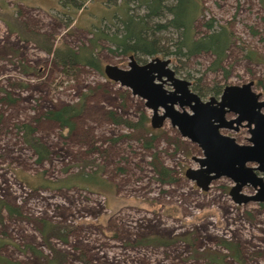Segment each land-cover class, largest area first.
<instances>
[{
  "label": "rangeland",
  "instance_id": "374dc122",
  "mask_svg": "<svg viewBox=\"0 0 264 264\" xmlns=\"http://www.w3.org/2000/svg\"><path fill=\"white\" fill-rule=\"evenodd\" d=\"M83 1L0 0V11H11L56 44L78 49L89 45L99 28L110 33L112 21L118 23L113 6L120 0H85L76 9ZM202 5L198 36L210 32V21L234 35L221 66L214 65L211 52L135 57L140 63L169 59L177 77L190 81L203 100L220 97L212 93L215 87L251 81L264 99V0H202ZM98 42L105 66L129 67L131 55L115 50L106 38ZM173 42L166 44L171 51ZM165 88L172 89L168 83ZM82 100L85 108L72 131L45 116ZM108 110L135 122L144 111L152 128L153 111L131 89L89 66L67 75L47 52L10 33L0 19V200L16 209L14 214L7 207L0 210L1 256L48 264L53 251L41 230L45 220L63 228L67 240L51 236L50 243L66 254V264H264V202H234V182L227 177L214 180L207 191L186 177L189 168L199 167L195 157L203 152L169 120L152 132L110 122ZM24 123L47 145L49 159L38 162L24 140ZM221 132L250 144L246 121L239 130ZM159 163L172 170L173 181L162 180ZM243 192L255 193L252 186ZM222 241L236 244L243 261Z\"/></svg>",
  "mask_w": 264,
  "mask_h": 264
},
{
  "label": "trees",
  "instance_id": "16d2710c",
  "mask_svg": "<svg viewBox=\"0 0 264 264\" xmlns=\"http://www.w3.org/2000/svg\"><path fill=\"white\" fill-rule=\"evenodd\" d=\"M133 2H136L134 7L132 5ZM85 3L86 1L84 0L79 6H75V4L74 6L76 9L83 8ZM68 5L74 7L70 3ZM113 8H116L114 14H118V16L114 17L118 19V23L112 21L115 29L109 33L99 28L95 31V36L90 40L89 45H83L78 49L66 43L56 44L46 34L38 32L33 27L30 28L24 21L19 20L11 11H0V19L6 23L10 33H17L23 41H33L47 52L55 63L63 67L67 75L77 74L79 68L89 66L109 80L112 79L106 72L107 66L104 65L103 59L98 54L102 47L98 42L101 38H106L112 42L115 45V50L134 57L136 55L155 56L166 54L174 55L173 59H176L178 56L189 57L202 52H211L215 56L214 65L216 67L222 65L227 57V51L233 43L234 35L228 27L222 25L216 28L211 21L207 23L210 29L209 33L202 36L196 34L195 24L197 18L202 14V0H120L119 4L114 3ZM140 9L144 13L137 12ZM162 32H173L176 33L177 37L160 35ZM171 41H175L173 42L176 48L174 51H171L166 45ZM195 88L202 90L198 86ZM222 90V87H215L212 89V93L221 95ZM83 100L79 103L66 104L49 110L45 116L58 122L63 128H69L72 131L76 127V117L85 108ZM106 115L108 120L115 124H123L130 128L146 129L152 132L156 129L152 123V128L149 127V118L144 111H142L141 119L136 122L117 114L114 110H108ZM21 128L24 130V140L36 153L38 162L49 159L50 150L46 144L34 135L35 128L30 123H24ZM154 138L155 135L152 140ZM152 144V141H150L147 145L151 146ZM157 169L162 175L163 181L174 180L171 174L172 170L165 167L162 163L157 165ZM90 180L91 182L94 181L95 184H101V181L96 179L95 176H91ZM2 207H7L12 214L16 211L12 206L4 204L0 200V210ZM62 229V226H55L48 221H42L41 230L43 236L53 251L48 264H66V254L53 248L50 243L51 236H57L63 241L67 240L63 236ZM221 244L224 248L232 251L234 259L239 262L243 261L242 254L236 244L234 245L228 241H222ZM210 261L222 263L223 257L221 260L211 257ZM0 264L20 263L8 260L0 255Z\"/></svg>",
  "mask_w": 264,
  "mask_h": 264
},
{
  "label": "water",
  "instance_id": "95a60500",
  "mask_svg": "<svg viewBox=\"0 0 264 264\" xmlns=\"http://www.w3.org/2000/svg\"><path fill=\"white\" fill-rule=\"evenodd\" d=\"M169 64V59L160 57L139 63L132 55L128 68L110 64L106 72L116 83L146 101V106L153 111L154 127H161L169 120L183 137L199 145L203 152L202 156L195 157L199 167L189 168L186 177L205 191L214 180L227 177L234 182L230 190L234 202H264L262 93L253 91L251 81L241 86L228 85L219 98L212 96L203 100L191 89V82L177 77ZM167 83L172 89L165 88ZM228 113L238 117L228 119ZM245 121L250 128V144H241L221 132L223 128L239 130ZM245 186H252L255 193H244Z\"/></svg>",
  "mask_w": 264,
  "mask_h": 264
}]
</instances>
